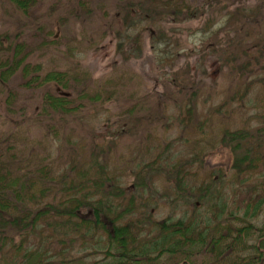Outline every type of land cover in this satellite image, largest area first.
Listing matches in <instances>:
<instances>
[{"label": "rangeland", "instance_id": "obj_1", "mask_svg": "<svg viewBox=\"0 0 264 264\" xmlns=\"http://www.w3.org/2000/svg\"><path fill=\"white\" fill-rule=\"evenodd\" d=\"M85 1L91 6L82 13L80 0H35L26 15L0 1V39L18 31L46 70L77 65L90 76V86L116 82L119 97L97 110L85 108L82 120L49 126L35 118L39 93L20 92L5 110L0 88V144L13 145L16 165L28 174L46 164L53 192L61 180L77 176L82 186L99 176L103 192L117 183L122 197L110 192L106 198L130 203L129 219L149 214L161 220L192 210L181 205L173 179L160 174L149 181L144 163L194 151L203 155L194 165L197 181L213 169L229 179L233 156L217 141L221 128L264 131V0H185L189 10L180 13L160 10L164 0H133L125 20L117 0H103L106 16L97 0ZM127 24L138 44L122 37ZM50 89L66 93L53 84ZM193 92L192 117L181 120ZM132 102L131 116L141 115L140 123L125 114ZM94 158L100 171L91 167ZM89 186L81 191L94 192Z\"/></svg>", "mask_w": 264, "mask_h": 264}, {"label": "trees", "instance_id": "obj_2", "mask_svg": "<svg viewBox=\"0 0 264 264\" xmlns=\"http://www.w3.org/2000/svg\"><path fill=\"white\" fill-rule=\"evenodd\" d=\"M5 1L21 15L35 4V0ZM117 1L116 11L125 20L131 8L135 9L133 0ZM97 2L102 14L106 12L103 0ZM79 3L80 12H89L90 3ZM184 8L189 10L185 0H164L160 10L180 13ZM128 25L122 37L131 36L130 41L138 44V35L133 36ZM2 36L0 88L5 110L15 105L20 92H37L35 118L49 126L52 121L60 125L66 119H81L85 108L97 110L105 100L119 97L116 82L90 86V76L77 65L46 70L32 58L33 50L20 32ZM118 43L121 52L123 40ZM50 84L66 93L53 94ZM194 96L195 92L190 94L181 120L192 117ZM130 106L125 114L140 123L141 115L131 116L136 103ZM217 141L233 156L229 179L213 169L197 181L194 165L201 163L203 155L193 150L185 158L167 153L161 162L158 158L144 163L149 181L151 175L160 174L173 179L183 199L181 205H192V210L161 220L149 214L129 219L127 215L134 213L130 203L120 206L106 198L110 192L122 197L120 186L113 182L103 192L99 176L85 181L96 188L92 193L81 191L89 185L82 186L80 176L56 182L53 192L46 164L28 174L16 165L13 145L0 144V264H264V220L255 223L264 216V131L222 127ZM100 166L92 159L91 167L100 171ZM144 183L140 182L141 189Z\"/></svg>", "mask_w": 264, "mask_h": 264}]
</instances>
